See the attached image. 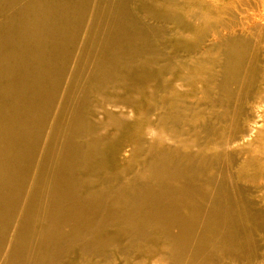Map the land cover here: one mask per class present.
<instances>
[{"label":"bare ground","instance_id":"bare-ground-1","mask_svg":"<svg viewBox=\"0 0 264 264\" xmlns=\"http://www.w3.org/2000/svg\"><path fill=\"white\" fill-rule=\"evenodd\" d=\"M252 108L264 0H0V264H264Z\"/></svg>","mask_w":264,"mask_h":264},{"label":"rangeland","instance_id":"rangeland-1","mask_svg":"<svg viewBox=\"0 0 264 264\" xmlns=\"http://www.w3.org/2000/svg\"><path fill=\"white\" fill-rule=\"evenodd\" d=\"M247 111V110H246ZM264 109L263 108H252V110H251V113L253 114L252 115V118L250 117L248 120H249V122H248V125H249V132H251V130L253 131V130H257V127H259V123H261V121L264 119V117L262 116V114L264 115ZM261 118V119H260ZM252 119V120H251ZM251 120V121H250ZM260 121V122H259ZM258 122V123H257ZM261 124H263V123H261ZM262 129V128H261ZM264 135V134H263ZM263 137V136H262ZM247 139H249V137L247 136V137H245L242 141H239L238 143H240V144H243L244 142H246L247 141ZM259 141H260V143H259ZM259 141H257L256 140V143H257V145H259L258 147H257V145H256V149H258V150H262V151H264V145H263V143H264V138H262V139H259ZM263 145V146H262ZM260 147H261V149H260ZM244 148L247 150L248 148L249 149H251L252 148V146H248V145H244ZM244 155H243V157L244 156H248V155H250L249 154V152H246V153H243ZM242 155H238L237 156V158H239V157H241ZM254 195H256V193L254 194ZM258 208V209H257ZM260 209V210H259ZM261 209H263L264 210V206L260 203V202H258V201H256V216H257V214H258V212L259 211H262ZM263 216V217H262ZM263 220H262V219ZM260 220V221H259ZM257 221L258 222H262L263 223V226H264V212H261V214H259V216H258V219H257ZM262 226V231L261 232H259V233H256V244H257V247H259L260 249L262 248V249H264V227Z\"/></svg>","mask_w":264,"mask_h":264}]
</instances>
